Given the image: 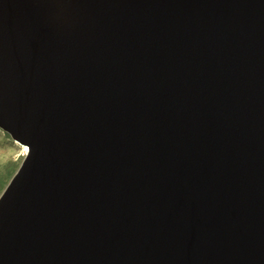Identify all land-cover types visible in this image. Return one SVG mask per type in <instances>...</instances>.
Masks as SVG:
<instances>
[{
    "label": "water",
    "instance_id": "95a60500",
    "mask_svg": "<svg viewBox=\"0 0 264 264\" xmlns=\"http://www.w3.org/2000/svg\"><path fill=\"white\" fill-rule=\"evenodd\" d=\"M0 264H264V0H0Z\"/></svg>",
    "mask_w": 264,
    "mask_h": 264
},
{
    "label": "rangeland",
    "instance_id": "374dc122",
    "mask_svg": "<svg viewBox=\"0 0 264 264\" xmlns=\"http://www.w3.org/2000/svg\"><path fill=\"white\" fill-rule=\"evenodd\" d=\"M23 158L20 148L0 130V195L19 168Z\"/></svg>",
    "mask_w": 264,
    "mask_h": 264
},
{
    "label": "bare ground",
    "instance_id": "6f19581e",
    "mask_svg": "<svg viewBox=\"0 0 264 264\" xmlns=\"http://www.w3.org/2000/svg\"><path fill=\"white\" fill-rule=\"evenodd\" d=\"M14 144H15V146H18L19 148H20V151H21V155H26V153H27V147L26 146H24V145H20V144H18L17 142H15L14 141Z\"/></svg>",
    "mask_w": 264,
    "mask_h": 264
}]
</instances>
